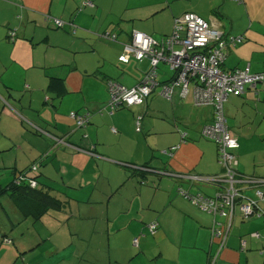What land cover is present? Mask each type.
<instances>
[{
    "label": "crops",
    "instance_id": "1",
    "mask_svg": "<svg viewBox=\"0 0 264 264\" xmlns=\"http://www.w3.org/2000/svg\"><path fill=\"white\" fill-rule=\"evenodd\" d=\"M87 1L94 6L86 5ZM187 11L205 15L230 34L245 36L243 43L226 50L223 66L227 72L248 64L252 72H264V0H0V166L13 168L15 176L30 166L26 162L32 154L41 157L50 140L60 145L45 129L76 145V149L59 147L52 154L56 155L52 159L57 162L62 187L43 183L40 178L37 187L49 189L63 202L62 209H70L71 240L94 244L97 255L88 256L82 251L78 259L81 262L209 264L217 250L211 237L215 216L178 192L180 185L191 192L205 187L170 174L214 176L222 171L216 143L214 148L205 143L209 139L198 136L202 135L200 128L212 121L213 108L196 104L194 84L185 96L180 88L171 99L157 92L145 103L120 108L113 114L107 105V79L131 86L150 67L148 59L140 62L133 56L127 63L119 61L133 30L153 37L169 35L174 30L175 17ZM45 14L73 21L83 27L82 32L77 33L78 29L73 34L68 26L66 30L55 28L45 20ZM11 27L17 30L13 42L7 38ZM111 28L118 42L101 37L104 30L111 32ZM61 51L70 59L60 64L53 57L64 55ZM50 75L65 78L67 92L62 97L48 91ZM160 101L168 104L167 109L160 106ZM250 104H261L253 119H261V124L247 130L245 126H250L252 119H243L241 111L246 112ZM52 109L56 111L54 119L46 114ZM225 110L229 131L240 144L239 169L264 178V150L248 147L251 138L264 136V82L258 84L257 90L247 87L242 95L230 96ZM71 111L89 113L88 124L92 127L74 128L76 120L66 115ZM20 113L31 119L33 130H29ZM138 115H142V121L140 129L135 130ZM195 116L200 124L197 134L191 128L176 129L179 120H186L188 126V121L196 122L192 119ZM158 119L163 120L164 128L157 127ZM37 128L46 134H40ZM143 132L146 140L138 134ZM182 133H186L185 138ZM155 136L162 138L161 144L158 138L153 140ZM173 146L177 148L168 149ZM252 190L248 189L247 194L256 198ZM1 195L8 197L10 208H6V214L0 208V264L7 258L3 254L4 238L12 241L21 225L24 232L27 222H22L23 217L33 219L24 216L8 194ZM106 200V206L100 209V202ZM258 205L264 212V201ZM153 222L158 223L154 234L149 229ZM222 222L226 224L224 219ZM243 239L247 243L244 250ZM215 264H264V215L247 220L236 217L227 245Z\"/></svg>",
    "mask_w": 264,
    "mask_h": 264
},
{
    "label": "built area",
    "instance_id": "2",
    "mask_svg": "<svg viewBox=\"0 0 264 264\" xmlns=\"http://www.w3.org/2000/svg\"><path fill=\"white\" fill-rule=\"evenodd\" d=\"M85 4L94 6L91 1ZM51 19L59 25L62 24L58 18ZM104 36L108 39L117 37L111 32ZM244 40L243 34H230L214 24L212 19L187 11L175 17L172 34L160 39L140 30H133L120 60L127 62L130 56L138 61L148 59L150 67L142 80L133 86L128 87L114 80L109 83L110 101L107 105L111 109L110 114L121 106L133 107L145 103L156 88H160V94L169 99L177 88H180L185 96L191 84H194L196 104L213 108V119L201 127V133L216 143L222 174L201 176L195 173H170L181 179H189L194 184L204 180L215 186V194L191 192L183 185L178 188L180 194L215 216L211 237L213 243L217 244V250L211 255L209 264H215L226 247L229 231L236 217L248 219L253 215L264 214L258 205L259 201H264V178L241 175L237 154L240 144L229 131L225 110V102L230 96L242 95L247 87L257 90L258 84L264 82V72H252L249 64L230 72L223 69L228 47L239 45ZM161 63L168 64L173 71V75L162 82L158 81V68ZM70 116L76 120L79 128L86 127L89 123V113L73 111ZM141 119L142 116L137 118L138 129ZM49 136L59 143H67L64 139ZM185 137L186 133H183V138ZM176 148L177 146H173L170 149ZM33 185H36V182H33ZM251 188L256 191V198L247 194V190ZM222 219L226 224H223ZM149 229L154 234L158 230V223L149 224ZM253 235L259 236V233ZM134 244L138 245L137 238ZM246 246L247 243L243 239L242 250Z\"/></svg>",
    "mask_w": 264,
    "mask_h": 264
},
{
    "label": "rangeland",
    "instance_id": "3",
    "mask_svg": "<svg viewBox=\"0 0 264 264\" xmlns=\"http://www.w3.org/2000/svg\"><path fill=\"white\" fill-rule=\"evenodd\" d=\"M202 16L206 17L205 15H202ZM82 28L83 27L80 26L77 33H81ZM84 29H88V28H84ZM111 32H113L112 28H111ZM155 37H156V39H159L161 36L155 35ZM114 44H116V43H114ZM61 52H63V51H61ZM66 59H70V58H67L65 56V53H64V55L61 54L60 57H53V60L56 63H60V64L64 63L66 61ZM223 68H224V66H223ZM158 71L160 74H162V76H160V75L158 76V81H160V82L168 80V78H170L173 75V71L170 69V66L168 64H165V63L160 64ZM115 80H117V79H115ZM117 81L121 82L120 80H117ZM107 86H108V84H107ZM159 90H160V88H156V91H154V93H152V95L158 94L157 92H159ZM165 100H167V99H165ZM107 102H109V101H107ZM100 103L104 104L105 102L101 101ZM166 105H168V104L160 101L161 107H164L165 109H167ZM260 106H261V104L258 106L250 104L249 108H247V110H246V112L248 114L243 110L241 111V116H243L242 117L243 119H245V120H249V118L252 119V120H249L250 126H249V124L245 126V128H247V130H252L253 128L260 126L261 119L253 121V119H255L257 116V114L254 111L257 108H260ZM71 112H73V111H71ZM71 112H68L66 114L68 118H71L69 116ZM42 113L45 115L44 111H42ZM108 113H109V110H108ZM46 114L51 119H54L56 116V111H55V109H52L49 112H46ZM194 114L196 115V112H194ZM151 115H153V114H151ZM138 116L134 120V122L136 123L134 126V128L136 127L135 130L138 129V127H137ZM192 119H196V122H193V124H192L190 121H188V126H186V120H179L180 124H178L179 127L175 126L176 129L183 131L182 129L188 130L189 128H191L194 130V133L197 134V132L199 131V125L200 124L198 123V120H197L198 118L196 116ZM164 120H166L168 122L167 118H165V117H164ZM230 122L233 123V121L231 119H230ZM24 123L27 125V127H29V130H33V127L31 124L32 123L31 119L25 120ZM157 124H158L157 127L160 129L165 127L163 125L164 122L161 119H158ZM75 125H77L76 121H75ZM87 126L79 128L78 130H85L87 128ZM67 127H69V126H67ZM89 127H92V124H90ZM74 128H77V126ZM200 131H201V128H200ZM144 132H146V131H144ZM144 132L138 133V134L143 136L144 140H146ZM40 136H42V135H40ZM198 136L201 137L200 139H203V140L206 139L205 141H207V138L203 137L201 134H198ZM43 138L46 139L47 141L50 140L49 139L50 137L49 138L43 137ZM155 138H158V140L160 141V144L162 143L161 137L155 136L153 138V140ZM50 142H51L50 146L46 149L45 152L42 153L41 157L39 155L34 156V154H32V159L29 160V158H28L26 163L32 167L36 166L35 171H33V169L30 168L31 174L32 175L38 174L39 175L38 178H40L41 182L47 181L53 185L55 184V187L61 188L62 187V184H61L62 183V180H61L62 176L58 172L57 162H54L55 159H52L56 156L55 154L52 156L54 150L58 149L61 145H54L51 140H50ZM205 143H209L211 146H213L215 148V143L212 140L211 141L209 140ZM248 147L249 148H257V149L260 148V149L264 150V136L257 135L256 137L251 138V140L248 142ZM168 149H170V148H168ZM212 153H213V151H212ZM99 157H100V155H99ZM262 157L264 158V154ZM35 158H37V159L33 162V160ZM12 171H13V168H11L9 166H8V168H7V166H2V167L0 166V183H1L0 188H4L9 183L13 182V176L14 175H13ZM220 173L222 174V171ZM249 175H253V174H249ZM198 182H196V183L201 184L202 186L205 187L204 191H206V193H211V194L216 193V189L214 188V184H210L208 182H205L204 180H202V181L200 180ZM43 183H45V182H43ZM40 187H41V184H40ZM43 187H44V185H43ZM98 187L101 188L100 186H98ZM105 188L108 189L107 187H105ZM98 192H101V191L98 190ZM252 192L254 193L256 191L252 190ZM55 194L59 198H64L63 194H61V193H55ZM0 201H1L0 208L3 211V214H6L5 210L10 208L9 199L5 195H0ZM3 203L6 205H4ZM106 204H107V200L105 202H100V209L102 208L103 205L106 206ZM94 206L98 207L99 204L94 203ZM68 214H70L69 208L66 211H65V209L60 208V209H51L41 220H34L33 221L32 218H26L25 219L23 217L22 222L23 223L27 222L24 224V226H25V229H23L24 232L23 233L21 232V229L23 227V225H21V227L15 232V238H13L14 240L12 239V241L9 242L8 241L9 238H7V237L4 238L3 254L7 258L5 261H1L2 264H96V263H94L95 260H91L90 263L89 262H81L78 260L79 255L82 251L88 252L87 253L88 256L97 255L96 254L97 251L95 248H93L94 244L88 245V243L77 242V241L71 240L70 229L72 228V224H70L69 221H70V219H72V216H68ZM8 237L12 238L11 236H8ZM72 237H75V235H72ZM106 238L108 239L107 235H106ZM121 239H123V237ZM135 246H138V245H135Z\"/></svg>",
    "mask_w": 264,
    "mask_h": 264
},
{
    "label": "trees",
    "instance_id": "4",
    "mask_svg": "<svg viewBox=\"0 0 264 264\" xmlns=\"http://www.w3.org/2000/svg\"><path fill=\"white\" fill-rule=\"evenodd\" d=\"M237 2H242L243 0H236ZM51 18H58L61 20L62 24L59 25L57 24L53 19ZM45 20L50 23L52 26H54L55 28H63L64 30H66V26L70 27L71 33L75 34L77 32V30L79 29V26H77L76 24H74L73 21H69V20H63L62 18L59 17H54L50 14H45ZM141 31V30H140ZM143 32V31H142ZM112 33V32H111ZM146 33V32H145ZM107 34V31H103L101 33V37H103L106 40H111V42H118V38L116 37V39L111 38L108 39L106 38L104 35ZM172 34V33H171ZM150 35V34H149ZM170 35V34H169ZM100 36V35H99ZM167 36V35H164ZM17 37V30L15 28H9L7 31V38L9 41L13 42L16 40ZM124 45H126V43H124ZM124 52H125V46H124ZM123 52V53H124ZM122 53V54H123ZM120 54V55H122ZM135 58V57H134ZM130 59V58H129ZM137 60V59H136ZM146 60V59H144ZM142 60V61H144ZM119 61L120 62H124L127 63L129 62V60L127 62L120 60V56H119ZM140 61V62H142ZM150 62V61H149ZM160 75V73H159ZM158 75V76H159ZM144 76V74H143ZM142 76V78H143ZM113 80V79H112ZM112 80L107 79V83H110ZM142 80V79H141ZM140 80V81H141ZM139 81V82H140ZM138 82V83H139ZM125 85V84H123ZM135 85V84H134ZM130 87L129 85H125ZM133 86V85H131ZM48 91L51 93L56 94L57 97H62L66 92H67V85H66V80L64 77L61 76H56V75H50L49 76V83H48V87H47ZM109 90V89H108ZM110 92V91H109ZM159 94H160V90H159ZM163 96V95H162ZM110 101V100H109ZM127 106H121V108H124ZM129 108V107H127ZM120 109V108H119ZM118 109V110H119ZM117 111V110H116ZM21 116H23L24 114L20 113ZM141 116V115H139ZM138 116V117H139ZM24 117V116H23ZM25 120H28L26 117H24ZM24 120V121H25ZM142 121V119H141ZM88 125V124H87ZM77 126V125H76ZM79 128V127H78ZM39 129V128H37ZM50 135L54 134L51 133L49 130L45 129ZM36 131V130H34ZM40 134L45 133V132H40L43 131L41 128L39 130H37ZM37 132V133H38ZM38 133V134H39ZM46 134V133H45ZM55 137H58V135H53ZM62 144V145H61ZM60 147L63 148H70V147H74V149H76V145L73 143H66L67 145H64L63 143H61ZM69 145V146H68ZM71 149V148H70ZM239 149V148H238ZM237 149V150H238ZM42 156V155H41ZM239 160V158H238ZM30 168L33 169V171H35L36 166H29L19 172H17L14 176L13 182L9 183L8 185H6L4 188H0V195L1 194H8L10 199L12 200V202L14 203V205L21 211V213L24 216H31L33 217L34 220H41L51 209H60L62 208V204L63 202L58 199L55 195H53L52 193H50L51 191L49 189H39L37 186L39 185L38 182V174H31V170ZM146 169H150V168H146ZM240 170V169H239ZM32 171V172H33ZM241 171V170H240ZM152 172H156L155 170ZM173 173V172H170ZM176 173V172H174ZM217 175V174H215ZM241 175L243 176H251V177H259L256 174L255 175H249L246 174L244 172L241 171ZM172 176V175H171ZM174 176V175H173ZM177 177V176H174ZM33 182H36V185H33ZM145 182V181H144ZM142 181V183H144ZM194 184V183H193ZM212 184V183H210ZM201 185V184H200ZM215 188V186H214ZM201 191L203 193H206V191L204 190H198ZM206 194H211V193H206ZM262 212V210H260ZM264 213V212H263ZM264 215V214H263ZM254 216V215H253ZM239 217V216H238ZM252 217V216H251ZM250 217V218H251ZM241 218V217H240ZM249 219V218H248ZM243 220H247V219H243Z\"/></svg>",
    "mask_w": 264,
    "mask_h": 264
},
{
    "label": "water",
    "instance_id": "5",
    "mask_svg": "<svg viewBox=\"0 0 264 264\" xmlns=\"http://www.w3.org/2000/svg\"><path fill=\"white\" fill-rule=\"evenodd\" d=\"M150 171H154V170H150ZM156 171H157V173H161V174H163L165 172V171H161V170H156Z\"/></svg>",
    "mask_w": 264,
    "mask_h": 264
}]
</instances>
